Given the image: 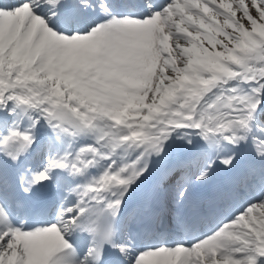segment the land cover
Returning a JSON list of instances; mask_svg holds the SVG:
<instances>
[{"label": "snow or ice", "instance_id": "6c2138e0", "mask_svg": "<svg viewBox=\"0 0 264 264\" xmlns=\"http://www.w3.org/2000/svg\"><path fill=\"white\" fill-rule=\"evenodd\" d=\"M0 264H264V0H0Z\"/></svg>", "mask_w": 264, "mask_h": 264}]
</instances>
